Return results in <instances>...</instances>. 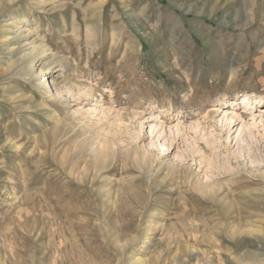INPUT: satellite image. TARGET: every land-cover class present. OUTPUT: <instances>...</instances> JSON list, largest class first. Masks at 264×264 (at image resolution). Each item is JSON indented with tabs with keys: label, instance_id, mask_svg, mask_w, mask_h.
Returning <instances> with one entry per match:
<instances>
[{
	"label": "rangeland",
	"instance_id": "374dc122",
	"mask_svg": "<svg viewBox=\"0 0 264 264\" xmlns=\"http://www.w3.org/2000/svg\"><path fill=\"white\" fill-rule=\"evenodd\" d=\"M137 256L264 264V0H0V264Z\"/></svg>",
	"mask_w": 264,
	"mask_h": 264
},
{
	"label": "bare ground",
	"instance_id": "6f19581e",
	"mask_svg": "<svg viewBox=\"0 0 264 264\" xmlns=\"http://www.w3.org/2000/svg\"><path fill=\"white\" fill-rule=\"evenodd\" d=\"M12 23V22H11ZM7 38V37H6ZM35 51V50H34ZM44 51L45 50H41L40 51V54H42V53H44ZM39 53H37L36 55H38ZM25 56V55H24ZM35 56V55H34ZM40 56V55H39ZM26 59V58H25ZM22 60V59H21ZM30 60V59H29ZM26 61V60H25ZM30 61H32V60H30ZM30 61H28V62H30ZM31 65V64H30ZM19 66V65H18ZM22 67V66H21ZM36 68V67H35ZM23 69V68H22ZM25 69V68H24ZM42 70V69H41ZM40 84V83H39ZM52 85H51V83H50V81L49 80H47V79H45V80H43L42 82H41V87L45 90V92L47 93V89H49V90H51V87ZM50 92V91H49ZM57 95V94H56ZM54 97V96H53ZM242 99H250L249 97H247V96H245V97H243ZM209 145V144H208ZM100 193L101 192H103V194L102 195H106V196H109V195H111V193H110V190L109 189H104V190H100L99 191ZM65 199V198H64ZM64 199H62V200H64ZM61 201V200H60ZM59 201V202H60ZM81 207L83 208V206H78V205H76V206H73L72 207V210H70V211H76V210H79V209H81ZM103 213V212H102ZM104 218V217H103ZM66 223V222H65ZM148 227V231L150 232V230L152 229V226H153V221L149 224V225H147ZM64 231V230H63ZM146 231V230H145ZM147 231V232H148ZM56 233H57V230H56ZM64 233V232H63ZM66 234V233H65ZM146 235V234H145ZM147 236H148V234H147ZM52 238H53V236H52ZM51 238V239H52ZM147 238V237H146ZM54 239H55V236H54ZM54 239H52L51 241L52 242H54ZM56 239H57V237H56ZM64 239V238H63ZM66 239H68V238H66ZM76 240H77V238H76ZM57 241V240H56ZM55 241V242H56ZM51 242V243H52ZM64 242V241H63ZM119 243V242H118ZM57 244V243H56ZM78 244V243H77ZM80 245V244H79ZM67 246V245H66ZM51 247V246H50ZM68 248V247H67ZM52 249H53V247H52ZM77 250V249H76ZM61 255V254H60ZM130 264H145V261L143 260V258H142V256H137V257H134V258H132L131 260H130Z\"/></svg>",
	"mask_w": 264,
	"mask_h": 264
}]
</instances>
